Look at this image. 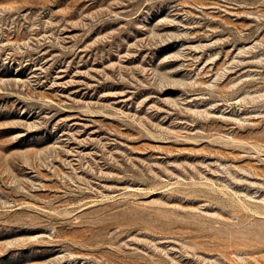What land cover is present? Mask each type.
I'll use <instances>...</instances> for the list:
<instances>
[{
  "label": "rangeland",
  "instance_id": "374dc122",
  "mask_svg": "<svg viewBox=\"0 0 264 264\" xmlns=\"http://www.w3.org/2000/svg\"><path fill=\"white\" fill-rule=\"evenodd\" d=\"M0 264H264V0H0Z\"/></svg>",
  "mask_w": 264,
  "mask_h": 264
}]
</instances>
